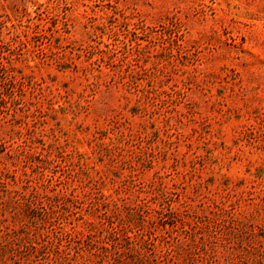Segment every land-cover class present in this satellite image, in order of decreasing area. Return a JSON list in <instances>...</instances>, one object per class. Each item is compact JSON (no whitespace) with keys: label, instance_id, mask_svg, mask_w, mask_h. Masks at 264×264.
Listing matches in <instances>:
<instances>
[{"label":"rangeland","instance_id":"obj_1","mask_svg":"<svg viewBox=\"0 0 264 264\" xmlns=\"http://www.w3.org/2000/svg\"><path fill=\"white\" fill-rule=\"evenodd\" d=\"M0 264H264V0H0Z\"/></svg>","mask_w":264,"mask_h":264}]
</instances>
